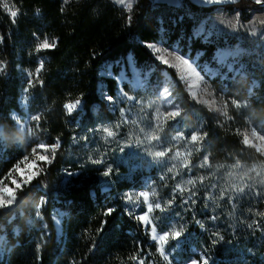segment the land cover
Listing matches in <instances>:
<instances>
[{
  "label": "trees",
  "instance_id": "16d2710c",
  "mask_svg": "<svg viewBox=\"0 0 264 264\" xmlns=\"http://www.w3.org/2000/svg\"><path fill=\"white\" fill-rule=\"evenodd\" d=\"M7 1L18 15L13 20L0 2V185L34 146L55 150L51 162L17 192L12 209L0 211V264H167L127 200L148 175L161 205L154 214L158 231L184 227L181 242L169 246L175 248L173 264L202 256L209 264H264V156L241 135L249 128L264 132V53L241 56L235 77L209 80L227 106V115L219 117L195 102L175 71L146 46L164 39L183 53H202L214 66L212 57L225 43L194 38L201 17L222 8L239 12L245 24L250 12L262 7L249 0L215 7L187 2L185 8L138 0L127 11L110 0ZM45 40L55 41V47L37 51ZM245 42L242 47L251 50ZM226 43L234 46L237 40ZM129 56L135 67L152 70V78L161 80L165 71L174 83L180 114L167 125L170 134L162 144L173 153L194 133L203 137L190 145L187 167L169 171L172 166L165 163L130 171L111 141L98 137L100 125L121 128L99 94L103 87L114 98L117 83L101 73L107 66L117 73ZM25 89L36 117L32 140L11 118L22 112ZM77 100L81 111L69 114L65 105ZM177 133L183 139L175 143L171 136ZM90 157L102 163L93 164ZM108 168L112 172L105 177ZM68 171L73 176L59 186ZM188 179L195 187L184 183ZM108 209L113 211L105 215Z\"/></svg>",
  "mask_w": 264,
  "mask_h": 264
},
{
  "label": "rangeland",
  "instance_id": "374dc122",
  "mask_svg": "<svg viewBox=\"0 0 264 264\" xmlns=\"http://www.w3.org/2000/svg\"><path fill=\"white\" fill-rule=\"evenodd\" d=\"M67 1L69 0H65V2ZM180 1H182V4L184 5L182 8H185L186 3L191 2L192 0ZM233 1L234 0H222L220 3H204L203 5L215 7L231 3ZM0 2L3 5L5 3L8 4L7 0H0ZM8 6L12 9L9 4ZM260 6L262 7V10L260 9L261 11H259L258 14L253 13L252 16L251 13L253 11L250 12V19L245 24L241 22L240 15L237 16V12L229 13L224 11L222 8H218L211 14L201 17L196 29L193 30V33L201 27L203 30L200 35H193L194 38L201 39L204 42L223 41V43H225L223 47L216 50L212 57V60L215 63L214 66L203 58L202 53H183L182 49L178 45L169 46L165 44L166 40L164 39L155 43L157 46L162 45L163 49L167 50L169 53L173 49H177V54L188 58L190 62H194L193 66L202 78L200 80H197L196 77L192 76L186 66L180 64L171 55H166L165 58L169 60V64H164L162 61L156 59V55H158V53H154L150 48L148 49L161 65L175 71L178 78L185 86L187 93L195 102L205 106L215 115L225 117L226 115L224 113H226L227 106L221 98L215 95L208 82L211 79L217 78V76H221V80H223L228 73L233 74L235 77L238 74V69L236 70L235 64L241 56L251 54L253 52H257L258 54L264 53V6ZM227 38H235L237 43L234 46H230L226 43ZM245 41H247L250 45L251 50H246L242 47V45L246 43ZM129 58H131V56H129L125 62L119 64L117 73H114L111 66H107L101 73L103 77L113 78L117 83L115 97L112 98L111 102L105 98L108 96L106 90H104L103 87H100L99 89L101 99L105 102L110 112L116 113L120 121L121 128L117 132L113 131V128L107 127L114 133V136L109 137L108 139L115 147L117 159L122 163H125L127 169L130 171H135L142 166L145 167L146 171H149L154 165H165V163L172 166L171 169L174 170L187 167L189 165L191 152V149L189 148L191 147L190 145L195 142H191L190 139L183 150H178L174 147L173 153L161 142L162 139H166L170 134V132L166 130V127H168L167 125L171 124L179 116H167L168 112L175 111L179 108V105L173 96L174 83L165 71L161 72V80H156L154 77L152 78V70H141L140 68L135 67L133 59V63H130ZM182 75L185 76L186 79H182ZM123 85H127L130 92H127ZM165 87L169 89L170 93L166 98L161 95V93L164 92ZM193 93H195V97ZM129 96L133 97V99L129 100L127 98ZM203 101H208L209 103H204ZM212 101H215V103H211ZM20 107L22 110L21 114L13 113L11 118L17 131L25 137L26 140H32L30 127L36 117L30 114L28 110L29 96L26 91L20 99ZM80 111L81 106L79 104L71 114H75ZM102 128L104 127L100 125L95 131L97 132L99 138L105 139L106 134L100 131ZM145 133H150L152 136H156L157 139L152 140L149 144L145 139ZM241 135L246 146L255 149L264 156V132L249 128L243 131ZM177 136H182V134L177 133L171 136L175 143L177 140L175 137ZM245 138H247V143H245ZM54 150L55 148L46 146L43 143L34 146L29 154H27V156L12 170V172H10L4 183L0 185V189H11V194L14 195L16 199L17 192L39 175L42 170V165L51 162ZM155 151H164L165 155L163 157H154L150 154V152ZM177 153H180L181 155L177 156ZM40 156H45L46 159L41 160L39 158ZM69 173H71V175ZM260 174L261 171L256 173V175ZM256 175L254 176L257 177ZM72 176V172H65L60 178L59 186H64ZM150 179V175H148L143 179L144 182L142 184V189L128 194L133 196V202H128L132 210L137 213V216L144 215L146 213L148 214L151 224L146 225L142 222L141 224L147 230L151 242L155 244L157 248L156 243L151 239V229L155 226L157 234L163 233L158 231L154 216L156 211L161 210V207H155V204L159 203V201L157 200V194ZM25 181L28 182L25 183ZM140 192L149 193L148 199L153 205V209L150 213L148 212V205L144 203L143 197L136 200V197ZM0 195H4L5 199L10 198L8 194L0 193ZM15 199L10 205L0 208V211L12 209ZM55 218H58V215H56ZM55 223L60 231V216L59 219L55 220ZM171 229L172 227L168 228L166 231H170ZM181 239L182 238H180L179 241L169 240L166 245L165 250L168 253L172 264L175 248L172 247V250H169L170 243L181 242ZM160 258L164 261L161 256ZM164 262L167 263L166 261ZM187 264H190V262Z\"/></svg>",
  "mask_w": 264,
  "mask_h": 264
},
{
  "label": "snow or ice",
  "instance_id": "6c2138e0",
  "mask_svg": "<svg viewBox=\"0 0 264 264\" xmlns=\"http://www.w3.org/2000/svg\"><path fill=\"white\" fill-rule=\"evenodd\" d=\"M115 2L117 4L123 5L125 8H127L128 10H131L132 8V3L130 2V0H115ZM198 3H207V4H211V3H220L222 2V0H197ZM256 3H262L264 2V0H255ZM169 4L170 6L173 7H181L180 4V0H169ZM3 7L8 10L10 17L14 18L18 15V12L16 10H12L9 8L8 4L5 3L3 5ZM239 14H237L238 16ZM130 20V18H129ZM202 27L200 29H197L194 31L193 35L194 36H198L200 35L201 31H202ZM148 48L152 49V51L154 53H158V55H156V59L162 61L164 64H169V60L166 59V55H171L176 61H178L180 64L186 66L187 70L192 74V76L196 77L197 80L202 79L199 75V73L197 72L196 68L193 66L194 62H190V60L180 54H177L178 50L177 49H173L170 53L163 49L162 45L161 46H157L156 44L153 43H147L146 45ZM55 47V41H53L52 43H49L47 40H45L43 43L39 44L37 46V51H40L42 49H50V48H54ZM130 63H133L132 58H129ZM42 64L40 67H38L36 69V73L38 74L42 68ZM3 65L0 64V70H2ZM29 75L31 76L32 73H29ZM182 79H186L185 76L182 75L181 77ZM29 87H31L32 85V81L29 80ZM191 87V85H190ZM25 91H27V89H25ZM169 89L167 87H165L164 92L161 93L162 96H164L165 98L167 97V95H169ZM194 97H195V93H193ZM109 102H111L112 97L111 96H106L105 97ZM129 100H132L133 97L129 96L127 97ZM204 103H209L208 101H203ZM211 103H215V101H212ZM80 104V101L77 100L75 103H69L65 105V108L67 109L68 113L71 114ZM225 115H227V113H224ZM179 115V108H177L175 111H171L167 113V116L169 117H175ZM100 131H102L103 133L106 134L105 136V140H107V138L114 136L113 131H111L109 128L105 127L100 129ZM145 139L147 140V142L150 144L152 142V140L157 139L156 136H152L150 133H145ZM175 139L180 140L183 139L182 136H177L175 137ZM203 139L202 136H200L199 134L194 133L191 136V142H196L198 140ZM245 143H247V138H245ZM44 147V146H41ZM123 150V149H121ZM151 155H153L154 157H163L165 155L164 151H155V152H150ZM180 153H177V156H180ZM41 160H45L46 157L45 156H40L39 157ZM91 160V163L93 164H101L102 160L101 159H94V158H89ZM169 171H172V169H169ZM112 169L108 168L105 171H103V176L107 177L111 174ZM71 175V173H69ZM163 178V177H162ZM28 181H25V183H27ZM187 185H192L193 187H195V181L192 179H188L184 182ZM250 187V186H249ZM178 189L183 191L182 188H180L178 186ZM239 192H243L244 189L243 188H239L238 189ZM0 193H4V194H8L10 196L9 199H5L4 195H0V208L6 207L8 205H10L13 200L15 199V196L12 195V190L8 189V188H4V189H0ZM140 197H143L144 203H146L148 205V212L150 213L153 209V205L151 202H149V193L148 192H140L138 194V196L136 197V200H139ZM127 200L129 202H133V196L132 195H128L127 196ZM187 203V201H185ZM194 202V201H193ZM44 201H41V204H43ZM156 208H160L161 205L159 203L155 204ZM112 209H108L105 212V215H110L112 213ZM135 219H137L138 221L142 222L143 224H151V220L149 219L148 214H144V215H138L135 217ZM184 234V227L180 226L179 228L177 227H172V229L170 231H165L162 234H157L156 228L155 226L152 227L151 229V239L156 243L157 248L156 251L159 253V255L164 259V261L167 262V264H172L168 253L166 252V245L168 244L169 240L172 241H179L180 238L182 237V235ZM140 264H143V261H140ZM190 264H209V260L206 256H202L200 257L199 260L197 259H192L190 261Z\"/></svg>",
  "mask_w": 264,
  "mask_h": 264
},
{
  "label": "crops",
  "instance_id": "0c3cea01",
  "mask_svg": "<svg viewBox=\"0 0 264 264\" xmlns=\"http://www.w3.org/2000/svg\"><path fill=\"white\" fill-rule=\"evenodd\" d=\"M115 6H118V7H123L125 10H127V11H129L127 8H125L123 5H120V4H117L116 2H115V0H110ZM138 0H130V2L132 3V8H133V6H134V4L137 2ZM156 2H160V3H163V4H167V5H170L169 4V0H155ZM194 5H197V6H200V5H202V3H198L197 2V0H192L191 1ZM183 5V4H182ZM182 7H184V5L183 6H181V8ZM131 8V9H132ZM262 10V9H261ZM261 10H258V11H253L252 13H251V16L253 15V13L254 14H258L259 13V11H261ZM240 16H241V14L239 13V12H237Z\"/></svg>",
  "mask_w": 264,
  "mask_h": 264
},
{
  "label": "water",
  "instance_id": "95a60500",
  "mask_svg": "<svg viewBox=\"0 0 264 264\" xmlns=\"http://www.w3.org/2000/svg\"><path fill=\"white\" fill-rule=\"evenodd\" d=\"M249 1H252V2L256 3L255 0H249ZM257 4H258V3H257ZM258 5H264V2L259 3Z\"/></svg>",
  "mask_w": 264,
  "mask_h": 264
},
{
  "label": "built area",
  "instance_id": "2783aa9c",
  "mask_svg": "<svg viewBox=\"0 0 264 264\" xmlns=\"http://www.w3.org/2000/svg\"><path fill=\"white\" fill-rule=\"evenodd\" d=\"M180 4H181V6H183V5H182V1H180ZM256 4H257V3H256ZM152 7H154V4H151V8H152ZM151 8H150V9H151Z\"/></svg>",
  "mask_w": 264,
  "mask_h": 264
},
{
  "label": "bare ground",
  "instance_id": "6f19581e",
  "mask_svg": "<svg viewBox=\"0 0 264 264\" xmlns=\"http://www.w3.org/2000/svg\"><path fill=\"white\" fill-rule=\"evenodd\" d=\"M263 6H264V5H263ZM153 10H154V7L151 8V11H153Z\"/></svg>",
  "mask_w": 264,
  "mask_h": 264
}]
</instances>
